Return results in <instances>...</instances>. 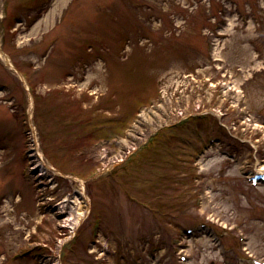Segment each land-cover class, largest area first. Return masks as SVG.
Returning a JSON list of instances; mask_svg holds the SVG:
<instances>
[{"label":"rangeland","instance_id":"374dc122","mask_svg":"<svg viewBox=\"0 0 264 264\" xmlns=\"http://www.w3.org/2000/svg\"><path fill=\"white\" fill-rule=\"evenodd\" d=\"M201 27L226 33L212 62ZM0 47L14 66L0 54V264L264 259V183L245 175L264 169V0H0ZM229 71L241 110L220 91ZM160 104L134 153L105 164ZM205 110L211 118L182 121ZM158 131L169 142L140 163ZM94 169L85 190L69 172ZM80 200L87 214L67 241ZM199 222L211 233L186 232Z\"/></svg>","mask_w":264,"mask_h":264},{"label":"bare ground","instance_id":"6f19581e","mask_svg":"<svg viewBox=\"0 0 264 264\" xmlns=\"http://www.w3.org/2000/svg\"><path fill=\"white\" fill-rule=\"evenodd\" d=\"M0 54L4 57V58H6V60H7V62L9 63V64H11V62H10V60H9V57H8V55H6L5 53H3V51H2V49H0ZM11 66H13L12 64H11ZM165 110V107H164V105L163 104H160L159 106H158V108H156V109H151L150 111H148V112H146V111H144L143 113H142V115L140 116L141 118H140V120H138L136 123H135V125H134V127L130 130V132H129V135H130V137H132V139L133 140H125V139H120V140H118V144L120 145V147H122V149H121V158L120 159H112V160H114V161H111L110 160V162L108 161V162H106L105 164H108V163H111V162H115V161H120L122 158H123V156L127 153V151H130V150H132L142 139H143V132L145 131V130H139L138 128H143V126H141V125H147V124H155L156 123V121L159 119V118H161L162 117V112ZM141 126V127H140ZM150 128L148 127V130H149ZM147 130V131H148ZM143 131V132H142ZM150 131V130H149ZM148 131V132H149ZM125 145V146H124ZM80 181H81V183L83 184V190H85V186H84V181L82 180V179H80ZM80 202V204H79V207H78V209H79V211H78V215H74V222L72 223V221L70 220L71 218H66V219H62V220H59V225L60 226H69L71 223L74 225V228H75V232L72 234V237H74L75 235H76V233H77V231H78V228L79 227H77L78 225L76 224V222H77V219L81 216V215H86L87 214V212H84V211H82L81 210V208L83 207V201L82 200H80L79 201ZM60 203V202H59ZM61 204V203H60ZM60 204H58V206H60ZM61 207V206H60ZM62 208V207H61ZM63 209V208H62ZM65 211V210H64ZM64 211H62L61 213H63ZM86 213V214H85ZM19 236V235H18ZM70 239V238H69ZM68 239V240H69ZM63 240L60 242V247H62L63 246Z\"/></svg>","mask_w":264,"mask_h":264}]
</instances>
